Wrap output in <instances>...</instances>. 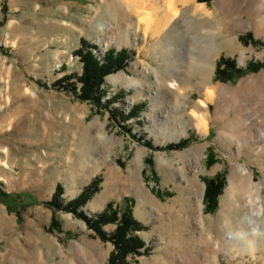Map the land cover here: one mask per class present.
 Returning a JSON list of instances; mask_svg holds the SVG:
<instances>
[{"label": "rangeland", "instance_id": "374dc122", "mask_svg": "<svg viewBox=\"0 0 264 264\" xmlns=\"http://www.w3.org/2000/svg\"><path fill=\"white\" fill-rule=\"evenodd\" d=\"M147 1L0 0V264H110L117 225L101 226L104 240L83 218L109 203L131 206L142 227L132 235L143 247L116 264H197L206 240L221 264H264L263 237L244 236L253 252L244 254L228 239L242 231L251 193L264 231V1L260 16L253 0ZM164 10L173 18L161 25ZM225 36L236 51L227 43L206 65ZM111 50L126 52L124 67L104 78L98 100L80 99L78 53L103 64ZM221 58L236 70L226 80L215 78ZM206 67L211 101L195 88ZM96 178L82 218L49 205L70 204Z\"/></svg>", "mask_w": 264, "mask_h": 264}, {"label": "trees", "instance_id": "16d2710c", "mask_svg": "<svg viewBox=\"0 0 264 264\" xmlns=\"http://www.w3.org/2000/svg\"><path fill=\"white\" fill-rule=\"evenodd\" d=\"M206 1L208 0H198L199 3ZM78 56L80 57L81 62L84 64L83 73L77 79V82L81 84L80 99L85 101H93L94 99L98 100L101 94L100 86L103 83L104 78L107 75L124 67L126 52L121 51L119 53H115L113 50L109 51L104 59L103 64H100L90 51L87 53L85 51L79 52ZM254 69V67H251L249 71L252 72ZM228 71L230 73L236 71L234 68V62L221 58L215 72V78L218 79V77L223 76L226 80V72ZM240 73L245 74L244 72ZM230 77L231 78L228 80H233L232 76ZM187 142V140H181L180 143L169 145L166 147V149L184 148ZM100 183L101 178L94 179L90 185H88V187H86L84 191L78 196V198L66 206H63V204L60 202H55V204L50 203L49 205L53 206L54 208L63 209L67 212H72L82 218V214H79L77 209L81 206H84L90 200V198L95 193H97ZM58 190L59 191L57 195H60L61 193L59 192L61 191V188L58 187ZM216 195L218 196V193ZM30 197V195L16 194L11 196V199H26L30 201ZM205 197L207 199L206 201L208 202L210 199H214L212 198L214 195L212 196L209 188L205 193ZM9 201V196H7V200H5L4 203L8 206L10 204ZM213 204L214 203H211V205ZM11 205L12 204H10L8 207L11 208ZM114 205V203H109L106 209L96 218L87 219L86 217H83L88 222L90 227L104 240H108V236L101 229V226L108 224L117 225L115 232L111 237H109L115 246V251L110 256V264L120 263L125 259L126 256L130 255L131 253H136L138 249L143 247L141 240L132 235V233L137 232L142 228L141 224L137 222L135 218H133L131 210L132 207H127V209L124 211H121L120 209L117 211V209H114Z\"/></svg>", "mask_w": 264, "mask_h": 264}, {"label": "bare ground", "instance_id": "6f19581e", "mask_svg": "<svg viewBox=\"0 0 264 264\" xmlns=\"http://www.w3.org/2000/svg\"><path fill=\"white\" fill-rule=\"evenodd\" d=\"M137 1H141V2H145V4L147 3L148 4V1L147 0H137ZM160 0H152V1H150V3L152 2V6L154 5V4H156V3H158ZM176 1V0H175ZM184 1V3H187V1H189V0H183ZM262 1H264V0H253L252 1V5H253V10L255 11V13L257 14V16H260L261 15V10H262V8H260V6L261 5H263L262 3ZM162 2V1H161ZM166 2H167V4L169 3V2H172V1H169V0H166ZM166 2L164 1V3H165V5H166ZM249 3V2H248ZM172 4V3H171ZM174 7V6H173ZM156 8V7H155ZM201 8V7H200ZM157 9L159 10V8L157 7ZM156 9V10H157ZM249 9H250V6H249ZM118 12L120 13L121 11L120 10H118ZM195 12L196 13H198V15H201V16H203V17H205V23H206V19H213V18H211V15L209 16L208 15V13L205 11V10H202V8L199 10V9H197L196 7H195ZM263 12V11H262ZM118 13V14H119ZM123 13V12H122ZM255 14V15H256ZM123 15H125L124 13H123ZM128 15V14H127ZM213 15V14H212ZM132 15H128V16H124V18H123V20L126 22V20H129V22H131L133 19H135L134 17L132 18L131 17ZM213 17V16H212ZM173 18V16L170 14V13H168V12H166L165 10L163 11V13H162V17H161V19H160V24L161 25H166L171 19ZM199 18H201V17H199ZM122 20V19H121ZM123 21V22H124ZM204 21V20H203ZM145 22V21H144ZM147 23L144 25V28H145V30H148V29H152L151 28V26H152V24L151 23H149L148 21H146ZM141 25V24H140ZM159 29V28H158ZM162 29H163V27H162ZM226 37V36H225ZM225 37H224V39H225ZM227 38V37H226ZM221 40V42H220V44H218L217 46L215 45L214 47H212V49L210 50V52H209V54L206 56V58H205V62H206V60L208 59H213V57H214V55L217 53V52H219V50H222L223 51V49H224V47H225V45L227 44V43H231V45H232V47L231 48H233L234 49V51H236V46L234 47V40H232V38H227L226 40ZM230 48V49H231ZM156 49V48H155ZM227 49V48H226ZM229 49V48H228ZM238 49V48H237ZM172 51V50H171ZM174 51H176V48H175V50ZM238 51V50H237ZM179 54V53H178ZM206 65H208V63L206 62ZM206 70L203 72V74L198 78V83L196 84V86L197 87H195L196 89H199V90H201V91H205V93H203V96H205V98H206V101H211V99H213V96H215L214 94H215V90H213L212 89V87H208V79H209V77H210V75H213V72L214 71H211L210 69H208V67H206L205 68ZM211 72V73H210ZM212 77V76H211ZM220 90V89H219ZM221 96L224 94V92L222 91V92H220L219 93ZM230 94V93H229ZM205 102L204 101H200L199 102V104H197V105H193L194 106V108L196 109H203L204 107H205ZM195 113H196V111H195ZM198 119V125L203 129L204 127H205V122H204V120H203V118H197ZM255 126V125H254ZM258 136H259V138L261 139V141L263 142V144H264V132H259V134H258ZM263 150H264V147H263ZM243 173L246 175V176H248L247 174H249V171L248 170H246V169H243ZM243 173H242V175H243ZM240 181V180H239ZM244 183L246 184V182L244 181ZM235 184V183H234ZM233 183H232V185H231V189H233V187L235 186L236 187V184L234 185ZM242 186V185H241ZM240 187V186H239ZM237 188V187H236ZM241 188V187H240ZM244 188V187H243ZM230 189V188H229ZM245 189H246V187H245ZM253 189V188H252ZM241 190V189H240ZM235 191V190H234ZM246 191V190H245ZM254 192V191H253ZM252 193H251V197H249V200H248V202H247V206L245 205V207H247L248 208V212L245 214V216L243 217V218H241V220L238 222V226H239V228H241V232L240 233H230L229 234V237H228V239H229V243H232V244H230L229 245V247L231 248L230 249V251H233L234 249H236V250H238L240 253L242 252H246V253H253L252 252V250L250 251V249H246L245 248V250L242 248V247H240V241H241V239L242 238H245L244 236H251V237H256V238H258V237H263V239H264V231L263 232H260V229L259 228H257V226H256V221L257 220H259L260 219V217L262 216V207H260L259 205H260V203H259V199H258V197H256V195L255 196H253L252 197ZM189 199V198H188ZM145 202V201H144ZM197 203H198V207H199V215H201L202 216V207H203V205H202V199H199L198 201H197ZM242 204V203H241ZM240 204V205H241ZM158 205V204H157ZM244 207V206H243ZM244 207V208H245ZM158 208H160V209H165V208H163V207H159L158 206ZM184 210H188V207H186V206H184ZM244 210V209H243ZM240 215V214H239ZM201 216H199V218L201 217ZM201 219V218H200ZM237 219V218H236ZM178 220V219H177ZM202 220H203V218H202ZM201 220V221H202ZM179 224L180 223H182V224H180V228H183V227H185L187 224H186V221L185 222H183V221H179L178 222ZM177 223V224H178ZM176 224V223H175ZM179 224H178V227H175L176 229H178L179 228ZM165 225V224H164ZM167 225V224H166ZM183 225V226H182ZM168 226V225H167ZM172 226V225H171ZM174 226H177V225H174ZM249 228V229H248ZM178 231H180V230H178ZM177 231V233H179ZM174 235V234H173ZM172 235V236H173ZM171 236V237H172ZM170 237V238H171ZM247 239V238H246ZM245 239V240H246ZM170 240H172V238L170 239ZM244 240V239H243ZM170 242V241H169ZM243 242V241H242ZM227 243V242H226ZM170 245V244H169ZM248 245V244H247ZM217 247H219L218 246V244H214V242H208L207 240L204 242V246H203V248H200V251L202 252V253H204V259L203 260H197V264H221L220 263V261L218 260V255H217V251H216V249L215 248H217ZM187 251V250H186ZM192 252V251H191ZM199 252V251H198ZM239 252H238V254H239ZM195 253V252H194ZM237 254V255H238ZM244 254V253H243ZM194 255V254H193Z\"/></svg>", "mask_w": 264, "mask_h": 264}]
</instances>
